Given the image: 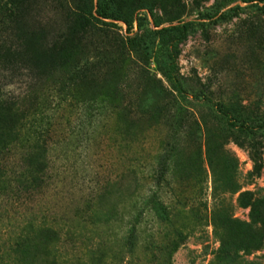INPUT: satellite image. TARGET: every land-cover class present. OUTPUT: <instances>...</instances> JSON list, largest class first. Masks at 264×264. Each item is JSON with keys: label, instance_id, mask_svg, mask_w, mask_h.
<instances>
[{"label": "rangeland", "instance_id": "374dc122", "mask_svg": "<svg viewBox=\"0 0 264 264\" xmlns=\"http://www.w3.org/2000/svg\"><path fill=\"white\" fill-rule=\"evenodd\" d=\"M72 30L47 82L0 63V92L37 89L22 106L50 128L39 180L3 187L0 264H264V149L257 170L248 149L264 143L263 4L0 0L1 48Z\"/></svg>", "mask_w": 264, "mask_h": 264}, {"label": "trees", "instance_id": "16d2710c", "mask_svg": "<svg viewBox=\"0 0 264 264\" xmlns=\"http://www.w3.org/2000/svg\"><path fill=\"white\" fill-rule=\"evenodd\" d=\"M245 3L256 2L263 4L264 0H243ZM17 3V1H16ZM96 15L105 20H116L114 15L105 7L98 6ZM17 14V12H15ZM126 24V33H130L132 29V21H124ZM137 23L140 26L141 19L137 18ZM82 35L86 38L92 36H100L106 38L107 31L101 29L96 24H93L89 19L82 18L79 21ZM113 24V23H109ZM114 26V25H110ZM186 24L175 25L172 28L180 30L182 34L186 33ZM76 30L62 31L56 36H52L50 40L46 39L47 34H41L37 40L30 39L29 34L24 33L21 36L12 33L13 43L10 46L0 47V63L8 65L12 63L9 55L14 59L15 63H21L28 68V71L33 75L34 84L40 82L41 79L47 82L50 73L48 69L41 70V67L48 62L49 59L59 58L63 52V41L76 36ZM109 39V38H106ZM116 45L120 47L122 40L115 39ZM57 67H62L59 64ZM57 69V68H56ZM35 93L37 89L34 88ZM29 92L27 89H20L18 96L6 95L0 92V200L5 197L2 191L8 186V190L16 192L29 191L34 182L38 181L33 177L42 170L45 165V156L47 153V141L43 137L48 134L50 128L42 124L39 116L44 113L38 105L30 104L31 106H22L24 101L37 98L36 95ZM60 101H71L59 99ZM28 101V102H31ZM83 115L81 116V119ZM240 123V127H248ZM249 154L251 156L254 168L257 170L261 167L262 152L264 149L263 142L251 140L248 145ZM20 150V151H19ZM23 160L24 167L19 170V167L14 166L16 155ZM44 158V159H43ZM18 160V158L16 159ZM25 168V169H24ZM4 184V185H3ZM5 187V188H3ZM20 194V193H19ZM16 197V193L14 194ZM248 194H246L247 196ZM12 201V200H11ZM249 204V203H248ZM253 206V205H252ZM135 227H133L127 235V245L132 249L135 237ZM45 234H53L52 229H43ZM51 264H56L52 262Z\"/></svg>", "mask_w": 264, "mask_h": 264}]
</instances>
